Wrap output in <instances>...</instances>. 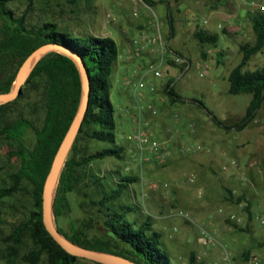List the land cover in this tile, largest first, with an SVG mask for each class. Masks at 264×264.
<instances>
[{
    "label": "rangeland",
    "instance_id": "obj_1",
    "mask_svg": "<svg viewBox=\"0 0 264 264\" xmlns=\"http://www.w3.org/2000/svg\"><path fill=\"white\" fill-rule=\"evenodd\" d=\"M151 1L152 6L142 0H13L6 6L14 17L26 13V27L51 22L56 31L72 37H109L118 48L119 56L110 75L109 99L114 110L115 142L124 147L123 156L96 160L80 169L82 181L76 191L68 194L71 211L60 217L57 225L71 234L72 223L79 227L87 223V236H99L102 214L89 201H97L111 190L119 176H137L139 181L128 186L113 202V208L135 227L149 218L152 229L160 233L159 248L171 264H192L188 259L191 252L201 257L199 264H223L224 250L231 253V264H250L253 258L264 264V100L254 120L241 131L219 127L210 117L233 126L245 114L251 95L229 94L227 78L240 62V45L254 42L249 15L262 12L264 0H253V6L247 4L249 0ZM1 24L0 20V27ZM199 30L216 34L217 46L201 45L195 37ZM143 31L158 39L160 49L161 44L164 46L160 78L147 73L148 61H141L131 47L132 40ZM169 50L189 61L186 72L167 62ZM159 53L160 50L154 57L156 61ZM126 57L130 59L124 62ZM263 62L264 50L253 55L243 70L259 69ZM169 80L182 102L171 104L159 91ZM151 86L157 88L153 94L149 93ZM40 96L38 91H31L12 104L0 115V127L19 114L41 125L44 112ZM137 104L156 108V116H144L147 128L154 140L168 143L172 158L158 162L151 153L146 154L148 161L141 167L130 160L127 143L138 127L130 112ZM107 146L83 138L78 144L79 155ZM13 149L0 138V188L10 185L8 175L19 168V162L8 155ZM190 177L194 179L192 183L188 181ZM165 182L170 186L167 189L150 188L152 183ZM21 186V190L2 200L0 252L6 249L2 239L15 225L27 221L33 210L32 187L26 181ZM227 190L242 196L243 201L235 204L226 200ZM178 211L190 221L177 215ZM200 226L214 232L217 243L206 245L199 235ZM30 248L25 238L9 264H26L21 255ZM0 264H7L1 255ZM76 264L97 263L79 258Z\"/></svg>",
    "mask_w": 264,
    "mask_h": 264
},
{
    "label": "trees",
    "instance_id": "obj_2",
    "mask_svg": "<svg viewBox=\"0 0 264 264\" xmlns=\"http://www.w3.org/2000/svg\"><path fill=\"white\" fill-rule=\"evenodd\" d=\"M11 1L13 0H0V20L2 21L0 93L10 90L17 70L26 57L33 50L47 43L61 45L78 55L89 76L88 106L60 174L53 201V217L58 231L84 248L119 255L138 264H171L167 254L159 248L160 233L152 229L149 218L135 227V223L127 222L123 218L124 214L113 208V202L127 190L128 186L139 181L137 176H119L111 190L97 201H89V204L97 206L98 213L102 214L100 218L102 233L99 236H87V223L82 227L72 223L71 234L65 233L58 227V219L71 211L68 194L76 191L82 181L80 169L96 160L123 156L124 147L115 142L114 110L109 99L110 75L113 64L119 56L118 48L115 41L109 37L92 35L72 37L67 33L56 31V25L51 22L26 27V13L14 17L13 12L6 7ZM142 1L148 6L153 4L151 0ZM249 17L254 42L240 45V62L230 71L227 78L229 94L251 95L245 114L233 126H225L216 117L210 116L217 126L227 130H243L254 120L264 100V62L254 71L243 70L253 55L264 50V12L250 14ZM170 35L173 36L171 20ZM195 37L201 45L208 44L216 47L219 41L216 34L204 30L195 32ZM31 91H38L41 95L40 105L44 112L41 125L36 126L33 120L19 114L0 127V138L9 147L14 148L8 153L9 157L19 162V168L8 175L10 185L0 188V223L2 200L21 190V184L25 181L32 187L33 210L27 221L15 225L2 239L6 249L1 251L0 255L7 264L13 262L18 248L24 245L27 238L31 248L21 255L24 263L76 264L79 258L66 253L46 231L42 222L41 195L53 158L79 104L81 83L78 70L69 58L55 52L49 53L35 66L22 86L19 96L8 104L0 105V115ZM163 93L171 104L183 101L174 90L171 81L165 84ZM198 105L205 109L201 102ZM208 114L211 115L209 112ZM27 133L29 136L26 138ZM83 138L105 143L108 146L80 156L78 144ZM95 181L99 182L97 177ZM83 196L88 197L85 193ZM225 198L235 204L241 203L244 199L242 196H234L230 190H227ZM246 209L249 210V207L247 206ZM248 214L250 216L249 212ZM227 222L232 223L230 220ZM190 262L193 264L195 257H191Z\"/></svg>",
    "mask_w": 264,
    "mask_h": 264
},
{
    "label": "water",
    "instance_id": "obj_3",
    "mask_svg": "<svg viewBox=\"0 0 264 264\" xmlns=\"http://www.w3.org/2000/svg\"><path fill=\"white\" fill-rule=\"evenodd\" d=\"M58 53L69 58L76 66L81 83L80 100L73 120L63 137L51 163L49 172L45 178L42 189V222L52 239L69 255L88 260L97 264H138L125 257L112 253L96 251L77 245L62 235L55 224L53 217V201L57 184L67 156L79 132L89 99L90 81L87 70L74 52L54 43H47L33 50L23 61L17 70L10 90L0 93V105L14 101L21 93L22 86L27 81L38 62L49 53Z\"/></svg>",
    "mask_w": 264,
    "mask_h": 264
},
{
    "label": "built area",
    "instance_id": "obj_4",
    "mask_svg": "<svg viewBox=\"0 0 264 264\" xmlns=\"http://www.w3.org/2000/svg\"><path fill=\"white\" fill-rule=\"evenodd\" d=\"M247 4L250 6L255 5L253 0H249ZM262 12H264V10H262ZM206 23H207L206 21H203L204 25ZM157 42H158V39L155 36L153 35L149 36L143 31L139 34L138 39L132 40L131 47L134 50V53H139L140 51L145 50V48H147L148 46L152 44H156ZM163 48L164 46H162L161 44V49L159 48L160 59L157 61L155 59L148 61V64L145 68L147 73L150 72L157 78L162 77V70L160 67H161V64L164 62ZM169 51H170L171 56L167 60V62H171L174 65L181 67L182 73L186 72L190 67L189 61L186 60L184 57L180 56L179 54L171 50ZM144 75L146 74L145 73L142 74V77ZM140 82L141 81H139L138 85L141 86ZM154 91H155V87L151 86L150 92H154ZM119 110L123 111L121 108ZM145 114L156 116L157 110L151 104H149L148 106L144 108L139 104H137L136 107H133V111L130 112V116L132 117V120L137 124L138 127H137V132L133 135V137H131L132 138V140H130L131 142L129 141L130 137L127 138V140L129 141L127 143L129 158L133 163H138L139 167L142 166L143 162L148 161V156H146V154L151 153V155H153L155 159H158V161H160V159L165 161L170 155L169 145L167 142L159 143L158 141L153 139L152 133L147 128V123L144 117ZM126 171H130V167H126ZM188 181L192 183L194 181L193 177H190ZM169 187H170L169 184L166 182L160 183V184L152 183L150 185V188L152 190L167 189ZM177 215L184 217L186 220L190 221L188 217L185 216L184 213H182V211H178ZM231 219H234V216H231ZM199 235L203 239L206 245H210V244L212 245V244L217 243L216 239L213 236L214 232H211L210 230L206 229L203 226L199 227ZM222 259H223L222 260L223 264H231V261H232L231 253L229 251L224 250ZM195 261L196 263H200L202 259L201 257L197 256L195 258ZM250 264H258V260L253 258L250 260Z\"/></svg>",
    "mask_w": 264,
    "mask_h": 264
},
{
    "label": "crops",
    "instance_id": "obj_5",
    "mask_svg": "<svg viewBox=\"0 0 264 264\" xmlns=\"http://www.w3.org/2000/svg\"><path fill=\"white\" fill-rule=\"evenodd\" d=\"M158 51H159V46L157 45V44H152V45H150V46H148L147 48H145V50H143V51H140L137 55L138 56H140V60L142 61H145V62H147V61H149V60H151V59H154V57H157V53H158ZM209 52H211L212 53V51H209ZM214 52H217V50H215ZM130 58H127L126 57V60L124 61V62H126V61H128ZM170 81V80H169ZM169 81H167V82H169ZM166 82V83H167ZM165 83V84H166ZM164 85V84H163ZM155 91H157V88L155 89ZM154 91V92H155ZM159 91H163V88H161ZM150 94H153V93H151V92H149ZM163 94V93H162ZM169 148H170V146H169ZM170 150V155H169V157H171L172 158V155H173V151H172V148L171 149H169ZM172 152V153H171ZM169 157L167 158V159H169ZM166 159V160H167ZM158 162H160V161H158ZM153 168V170L155 169V165L154 166H152ZM160 195H163V194H160ZM202 241H203V239H202ZM204 242V241H203ZM205 243V242H204ZM191 257H197V254H194L193 252H191L190 253V255H189V262H190V258ZM191 263V262H190ZM193 264H196V261L193 263ZM197 264H199V263H197Z\"/></svg>",
    "mask_w": 264,
    "mask_h": 264
}]
</instances>
